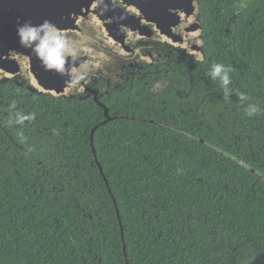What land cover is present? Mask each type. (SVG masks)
<instances>
[{
    "label": "trees",
    "instance_id": "trees-1",
    "mask_svg": "<svg viewBox=\"0 0 264 264\" xmlns=\"http://www.w3.org/2000/svg\"><path fill=\"white\" fill-rule=\"evenodd\" d=\"M247 4L163 111L0 83V264H264V114L244 111L264 109V0ZM215 62L248 100L225 99Z\"/></svg>",
    "mask_w": 264,
    "mask_h": 264
},
{
    "label": "flooded vegetation",
    "instance_id": "flooded-vegetation-1",
    "mask_svg": "<svg viewBox=\"0 0 264 264\" xmlns=\"http://www.w3.org/2000/svg\"><path fill=\"white\" fill-rule=\"evenodd\" d=\"M250 1L252 0H84L80 14L74 13V29L59 30L68 34L85 33L104 52L113 56V63L107 69L108 74L114 72L118 76L121 73V77L120 84L115 86L110 84L112 79L108 76H98L86 87L94 89L96 95L84 91L83 94H76L74 99L96 103L107 109L112 104V93L119 92L121 98L142 100L148 104L146 106L163 111L175 100L185 96L184 81L192 79L188 76L191 71L195 76L204 71L203 62L210 28L216 29L213 38L218 37L217 41H223L227 46L232 24ZM195 2L198 5L200 39H186L188 32L185 29L190 26V14L187 10ZM103 9L107 12L101 16ZM172 28L173 32L181 36L178 44L171 41L169 32ZM193 40L203 41L202 46L199 43L193 46L200 52L189 50ZM184 41L188 46L181 45ZM134 47L141 48L151 58V62H138L132 56ZM200 55L204 57L203 62L198 60ZM18 58L21 60L20 56ZM18 77H8L0 83L9 82L38 92L28 87V77L23 76V81ZM135 105L139 106L137 103ZM125 116L142 118L164 128L176 129L169 125V118L162 117L165 115L157 114L154 118L130 114Z\"/></svg>",
    "mask_w": 264,
    "mask_h": 264
},
{
    "label": "clouds",
    "instance_id": "clouds-1",
    "mask_svg": "<svg viewBox=\"0 0 264 264\" xmlns=\"http://www.w3.org/2000/svg\"><path fill=\"white\" fill-rule=\"evenodd\" d=\"M195 20V17H193ZM200 33H197L199 36ZM16 36L21 47L29 49L32 56L39 62L43 71L53 72L67 80L65 95L83 94L91 80L100 75L107 76V69L113 63V56L103 51L96 42L89 39L85 33L68 34L59 30L57 25L45 19L39 24L30 21L17 23ZM201 46L203 41L198 42ZM132 56L138 62H151L139 47H134ZM204 61L203 55L198 57ZM232 67L224 63H212L206 75L213 81H219L225 99L235 94L239 101L249 99L246 93L230 88ZM16 108L15 101L10 105ZM248 117L264 114L258 104H249L244 110ZM35 119L34 113H15L8 123L23 126L25 121Z\"/></svg>",
    "mask_w": 264,
    "mask_h": 264
},
{
    "label": "water",
    "instance_id": "water-1",
    "mask_svg": "<svg viewBox=\"0 0 264 264\" xmlns=\"http://www.w3.org/2000/svg\"><path fill=\"white\" fill-rule=\"evenodd\" d=\"M83 3L84 0H0V81L13 76H19L18 78L21 80L28 77V87L32 90L50 93L55 97L73 98L76 94L65 95V84L67 83L65 78L53 72L43 71L40 62L35 57H30L32 55L30 50L20 46L16 36V25L18 22L23 23L25 21L39 24L47 19L57 27L59 26L58 28L61 30L74 29V13L80 14ZM101 11V16L107 12L105 9ZM187 12L190 14V26L185 31L190 36L187 34L185 38L196 37V39H200V35L197 36L200 31L197 3L195 2L188 8ZM173 31L174 28L170 29L169 32L171 41L178 44L177 42L181 41V36ZM190 44H192L190 51L200 52L193 47L194 44H198L197 40H193ZM181 45L188 46V43L184 41L181 42ZM19 56L21 60H19ZM107 76L112 79L110 84L115 86L120 84L121 73L117 76L111 72ZM100 78H103V75H100ZM85 91L96 95V91L92 88H85Z\"/></svg>",
    "mask_w": 264,
    "mask_h": 264
}]
</instances>
